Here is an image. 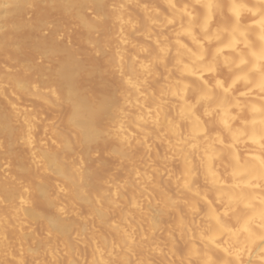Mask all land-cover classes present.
Listing matches in <instances>:
<instances>
[{
  "label": "clouds",
  "instance_id": "obj_1",
  "mask_svg": "<svg viewBox=\"0 0 264 264\" xmlns=\"http://www.w3.org/2000/svg\"><path fill=\"white\" fill-rule=\"evenodd\" d=\"M8 133L0 264H264V0H0Z\"/></svg>",
  "mask_w": 264,
  "mask_h": 264
},
{
  "label": "bare ground",
  "instance_id": "obj_2",
  "mask_svg": "<svg viewBox=\"0 0 264 264\" xmlns=\"http://www.w3.org/2000/svg\"><path fill=\"white\" fill-rule=\"evenodd\" d=\"M36 33L35 32H17V40L21 43L22 47L32 46L34 43ZM59 67V65H57ZM99 87V85H97ZM0 159L3 160L4 163L9 164L10 167L6 169L11 175L16 176L18 179L26 175V170L29 163V157L27 156L26 152L16 146L15 141L10 133L6 134L5 136V150L4 152L0 153ZM116 163V161L105 158L101 156L97 160L90 161L89 167H94L95 165L99 164V169L97 171H109L111 167ZM3 164H0L2 167ZM163 183V178H161ZM157 222L163 223L167 226L169 223H173L174 221L169 218H164L163 220L160 219V213L157 209L152 210ZM28 215L30 219H33L37 222L36 231L43 236V232L40 228L41 219L47 221L52 227L54 231L61 232L62 235H66L68 240L72 241V235L76 230V225L80 224V221L77 220L75 217L69 218L68 221H61L59 217L55 214L54 209L51 205L44 206L40 203H37L34 209L28 210ZM11 235V233H10ZM29 242H31L32 235L29 234L26 237ZM46 245L44 242L38 241L35 250L42 251ZM87 249L81 248V253H86Z\"/></svg>",
  "mask_w": 264,
  "mask_h": 264
}]
</instances>
